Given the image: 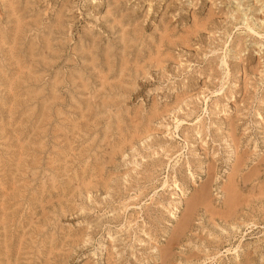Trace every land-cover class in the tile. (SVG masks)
<instances>
[{"label": "rangeland", "instance_id": "obj_1", "mask_svg": "<svg viewBox=\"0 0 264 264\" xmlns=\"http://www.w3.org/2000/svg\"><path fill=\"white\" fill-rule=\"evenodd\" d=\"M0 1L2 2V3L0 2V5H1L0 13L3 15V16H0L1 18L0 24L2 25V26L0 25L2 27V28L0 27V29L1 30L4 29L2 31H5L10 26V24L8 23V21H6V16L4 13L3 4L5 3V0L4 1L0 0ZM12 1H13V4L17 6L15 8L16 10L20 11V14L23 11H25L24 13L26 14L22 13L21 15L23 18L25 17L26 22L29 21L28 23H30V21H35V23H30L29 25H27V27L24 28V30L27 31V35L25 31L23 30L24 33L22 32V36L20 37V40L18 41L19 45L17 43L15 49H13L15 55L19 51L18 52L19 54L17 53L15 58L9 59V56L8 57L6 56V54L8 55V48H6L7 46H5V48L3 49L6 54L4 53L3 50L2 51L0 50L1 51L0 52V60H1L0 65L2 64L4 65V67L3 65L0 67V70L2 71L4 69L2 71V74H5L8 71L6 73L8 77L6 76V74L3 76L0 74V79H1L0 81V110H1L0 125L2 124V126L0 127V132H1L0 134V151H1L0 152L1 154L0 155V175L1 176L0 177H2L0 178V194H1L0 195V231H2L0 232V236H1L0 237V248L2 247L1 248L2 250L0 249V253L3 254V255L0 254V264L1 262L2 264L4 263L5 264H18V263L19 264H33V263L34 264H51L50 262L52 261H50V259L51 260L55 259V261L59 260L58 263L56 261L57 264H63V263L64 264H264V104H263L264 102V79H263L264 78V36L258 37L257 35H254L251 32H249V30H247V27H246L247 25H249V27L251 26V28L254 31L259 32V34L264 32V27H259V26H264V20H263L264 19V1L263 0H244V1L243 0H214V1L213 0H178V1L173 0L174 1L173 2L172 0H170L171 2H169V0H161V1L153 0L154 1L153 2L152 0H146V1L139 0V2H137V0H134V1L133 0H123V1L119 0V2L117 3L118 6H116V3L114 0H112L113 2L110 0H108L109 2H107V0H90V1L89 0H73V2L71 0H34V1L33 0H16L18 1V3H15L16 1L14 2V0ZM28 1L29 2L32 1V2L29 3ZM20 2L22 3V5L20 4ZM33 2L34 3L36 2V3L34 4ZM123 2H125V4ZM261 2L263 4H261ZM129 3H131L132 5H130ZM65 4H67V6ZM119 4L121 5V7ZM251 4L252 5L255 4V5L252 6ZM122 5H124L125 8L122 7ZM167 5H168V8H166ZM72 6L74 7L72 8ZM254 6L258 7V8L255 7L258 11L254 9ZM46 7L48 9L45 10L44 8ZM127 7H129L130 9ZM237 7L238 8L240 7V9H238ZM33 8L34 10H32ZM119 8L121 9L122 12L119 11L120 10ZM108 9H110V11ZM163 9L167 11H164ZM150 10L151 11L153 10V13L150 12ZM163 11L165 15L164 13L162 14ZM55 12L57 13L54 14ZM129 13H131V16L129 15ZM148 14L150 16H148ZM161 14L163 16H161ZM176 14L178 15V17ZM58 15L62 17H65L66 15L67 16L65 18H60V16ZM127 15H129L130 18H128ZM39 17H40V21L38 19ZM197 17H199L198 20L196 19ZM213 17H215L216 19ZM259 17L260 18L262 17L263 19L262 18L260 19ZM233 18L236 20H234ZM256 18H259L258 21ZM63 19H65V21L66 20L68 21L65 22ZM123 19H126V20H123ZM140 19L142 23L138 21ZM145 20H146V23H145ZM223 20L224 22L222 23ZM57 21H60L61 26H62L60 31L59 29L52 30L53 28L52 25H55ZM42 22H43V25H42ZM102 22L103 24L105 23L104 24L106 25L105 27L102 24ZM4 23L6 24L3 25ZM45 23L47 24L50 23L49 26L50 25L51 26L49 27L47 24L45 25ZM155 23H158V25ZM137 24L140 26L137 27ZM187 26H189L190 28ZM90 28L92 31H90ZM125 28L127 32L124 31ZM166 28L167 29L169 28L168 30L171 32L169 33L167 31L169 36L164 38V43L160 46V40L163 37V34L166 31ZM261 28H262V31H261ZM111 29L113 30L111 31ZM197 29H198L197 33H194V31ZM40 30L41 32H38ZM50 30L52 31V33L54 32L53 34H56V35L52 34L53 36L49 35V37L52 40L51 41L52 49H54L53 52L56 51L55 52L56 55L54 56H53V52L49 53L50 56L52 57H50L49 54L47 53V51L49 52V50L42 47L43 43H41L42 42L41 40L42 32L48 33L50 32ZM63 30H65L63 34L62 35L59 34ZM200 30H201V33H200ZM139 31L141 33V36H140V33H138ZM208 31H210L211 33ZM56 32L57 33L59 32L58 33L59 35ZM96 32L100 34L99 36L101 38L98 36ZM115 32H116V35H115ZM133 32L134 34L132 35L131 33ZM84 33H86L85 34L86 38L85 36H83ZM126 33L127 35H125ZM44 34L45 33H43V35ZM143 34H145L144 35L145 37L150 36V38L149 37L142 38ZM211 34H215V35H211ZM89 35L91 37H89ZM103 35H104V38H103ZM64 36L66 38H64ZM108 36L110 38H108ZM115 36H119V39L118 37H115ZM135 36H136V39H135ZM214 36H215V39H213ZM26 37L28 40H25ZM38 37L39 38L41 37V38L38 39ZM96 37H98L99 39H97ZM36 38L38 40H36ZM126 38H128L129 40ZM70 40L71 42H69ZM118 40L120 42H118ZM126 40L127 42H125ZM142 41L146 42L147 44L145 45V43ZM188 41L189 42L191 41V42L189 43ZM86 42L88 43V47H87ZM116 42L120 44L118 45ZM253 42L256 44H253ZM31 43L33 45L34 53L32 50V54L30 55L26 47H28V45ZM103 43H104V46L102 45ZM127 43H129V45L132 43L133 44L129 46L127 45ZM179 43H181V45ZM20 44H24V45H20ZM41 44L42 46H40ZM176 44L177 46H175ZM112 45H113V48H112ZM141 45L145 47L144 49H146V51L142 49L143 47ZM101 46L103 48H101ZM126 46H129L130 48L131 47L132 48L130 49L129 47L127 48ZM18 47H20L22 50H19L20 48L18 49ZM36 47L39 49L37 50ZM108 47H110V50L112 51L108 50ZM162 47L164 49H162ZM184 47L186 48L184 49ZM71 48H73L76 52ZM151 48H154V49H151ZM56 49L59 52H57ZM70 49L72 51H70ZM91 50H92V53H91L92 56L90 55ZM99 50L103 52H101L100 54ZM163 50L165 51L163 52ZM108 51H110V53H107ZM140 51L142 53H140ZM39 52L42 54H40ZM79 52L81 53L79 54ZM85 52L86 54L84 55ZM153 52L154 54H152ZM93 55H95V57ZM128 55L130 57H128ZM117 56H120V57H117ZM79 57L81 60L79 59ZM53 58H55V60ZM64 58L65 60H63ZM68 58L70 59L68 60ZM24 59H25V62H24ZM35 59H38V60H35ZM97 59L100 61H98ZM62 60L64 62H62ZM72 60H74L73 61L74 63H72ZM34 61L36 63H34ZM93 61H95L96 64ZM107 61L110 64L109 67L111 66V68L109 69L110 70L112 69L111 71H114V72H111L107 69ZM113 61H115L114 64H113ZM26 62L27 64L25 65ZM79 62L82 63L81 64L82 66L79 64ZM227 63L229 64L228 66H227ZM257 63H258V66H256ZM261 63L263 64L261 65ZM43 64L44 65L46 64V65L44 66ZM148 64H149V67H148ZM41 66L42 67L49 66V67L48 68L43 67L44 69H42ZM89 66L92 69H90ZM121 66L122 67L126 66L125 67L126 69L124 68V71H123L124 72L123 76L122 74H120ZM152 66H154L155 68ZM35 67L37 70L35 69ZM69 67H71L72 69ZM73 67L75 68L73 69ZM118 67H119V70H117ZM12 68L15 70H13ZM132 68H133V71H132ZM242 69H246V70H242ZM53 70L54 72L52 74V72L50 71H53ZM57 71L59 73H57ZM136 71L141 76H139L138 73H136ZM145 72L147 73V75ZM55 73L60 74L61 76ZM105 73H108L107 74L108 81L110 82V84L113 83L112 86H114V88L112 87L113 88L112 91L106 92V95L108 94L107 96L103 95L101 97H96L94 100L98 102V104H100L99 102H101L102 99L105 97H106L105 99H111L112 100L111 106H110L111 109H109L110 107L109 108L102 107L100 110L103 112H101L97 110L96 107H94L96 108L97 117H100L101 123H99L100 126L99 125L97 126L98 129L96 128L95 130L96 132L94 133L92 132L91 135H88L89 140L90 138H92V136H96L97 138L95 140L96 142L94 144V148L91 151L86 152L87 157L84 159H86L85 161H87L86 164L91 163L90 165H92L93 163V164H98L99 166L103 167V170L101 171V175H102L101 177L105 175L103 177L104 179L107 177H109V179L112 178L111 179L112 182L108 180L109 188L106 189L104 186L100 184L101 181H98L99 183L96 184L97 186L95 188H93L94 190L91 189L90 193L86 195L85 186L81 184L79 180H77L78 177L72 175L75 170L79 171L82 168L83 163H81V165L79 163L82 157L80 156L81 158H78L79 156L77 157L76 155L74 159L71 161L72 163L71 162L68 163V165L72 169V170L70 169L68 172H65V170H61L58 167V163H60L62 168H64V159L61 161L55 160V162L53 163H51L50 159H52V157L55 156L53 155V153L55 154V151H57V147L59 146L57 144L58 139L56 140V137L54 135L57 134L55 131L61 125V119H62L61 117H63L64 114H67L71 111L72 109L71 104L75 102L74 100H77L79 98L89 99L90 94H91V99L93 100V97H94L93 90L97 88L100 89V85H99L100 75L105 74ZM68 74H71V75H68ZM133 74L137 75L138 78H136L137 76H134ZM259 74L263 76H260ZM20 75L26 81L25 83H24V80L21 79ZM81 75H84L82 76L84 80H85V77L89 78L90 80V81L88 80L89 82L87 81V79L85 80L89 84V89L92 87L90 84H93V87H92L93 89L92 88L90 89V91L92 90L90 93L84 92L83 95H80L79 92L72 90L74 88L71 85L72 83L71 76L78 77ZM127 75H129L130 77L128 78ZM38 77H41L43 79L41 78L39 79ZM122 77H124L125 80ZM55 79L59 80L55 86L57 88V90L55 91V94L58 97L56 100H54L52 109L49 110L48 112L47 109L46 110L43 109V104L45 102L48 104L49 102V101H46L49 99V98L48 99L46 98L47 97L46 94H49L50 85L51 83L54 82ZM69 79L71 80V82ZM261 79L263 80L260 81ZM28 80L30 83L28 82ZM43 80L45 83L43 82ZM92 80H94L96 84ZM127 80H129V82ZM131 80L132 82H130ZM125 81L127 84L125 83ZM133 81L135 82V84H133L134 83ZM47 82L48 83L50 82L49 83L50 85L48 84V86H46ZM26 83H28V85ZM131 83L133 84V86ZM18 84H19V87L21 88L20 90L21 92L19 91L20 88L18 87ZM30 84H32V86ZM4 85H7V86H4ZM23 85H27L28 87L23 86ZM33 85L36 86L35 89L33 88ZM37 85H39L40 87L38 88ZM28 88L31 89L30 92L29 90L26 91ZM116 90L119 93L116 92ZM122 90H123L124 95L121 93ZM25 91L26 93L24 94ZM73 91L76 93H74ZM126 91H127V95L125 94ZM57 92H59L60 94ZM121 94L123 97L120 96ZM27 95L28 96L31 95L34 99H32V97H28ZM42 96L44 99L42 98ZM37 97L39 98V101ZM4 98L5 99L7 98L6 101ZM179 100L181 102H179ZM30 102H31V105H29ZM21 103L23 104L20 105ZM67 103L70 104V107L69 105L67 106ZM155 103L158 105V107L156 106ZM54 104H55V107H54ZM115 104H117L118 106ZM176 104L178 107H176ZM38 105H40L41 107L39 108ZM22 106L23 108H21ZM61 106H62L63 111L60 108ZM63 106L65 107L63 108ZM7 108H9L10 110ZM58 109L62 113L59 112L58 114ZM15 111H17L18 113ZM33 111H35V113L36 112L38 113L37 115L38 120L36 123L37 129H36V135H35V138L38 144L36 145L37 147L36 149L38 151L36 154L37 162L34 166L31 165V159L33 156L32 148L34 146L32 147V143L30 139L32 137L31 128H32V122H33L30 119H32ZM66 111L67 113H63ZM113 111H116L117 113L115 112L116 114H114ZM119 111H121L122 113ZM159 114L161 115V117ZM116 115H119V116L117 117ZM137 115L140 117H137ZM150 115H154L155 117L153 116L152 118H150L151 119L150 120L148 118ZM257 115H260V116H257ZM44 117H45V120L42 121V118ZM21 118H23L24 120H22ZM105 118H108V119H106L105 121ZM52 119L55 120V124H53L54 121ZM143 120L145 121V123H143L144 122ZM114 121L115 123H113ZM51 122L52 124H49ZM109 122H111L112 124ZM126 122L128 124H125ZM46 123L49 125V129ZM122 123H124L125 125H123ZM25 124L27 125V127H25L26 126ZM117 124L119 125L118 126L119 129L117 128ZM138 124L139 125L141 124L140 127L138 126ZM16 126L18 128L17 130H16ZM111 126L112 128H115V129L109 128ZM102 127H103V130H102ZM138 127L140 128V131H138L139 129ZM27 128L30 129V131ZM141 129L144 130V132H142ZM4 130L5 132L3 133ZM46 130H48V133H50L49 135ZM108 130L110 131L108 132ZM131 130L132 132H130ZM24 131H27V132H24ZM125 132L126 133L130 132V133L125 134ZM113 133H116V134H113ZM11 134L13 137L11 136ZM7 135H8L9 140L7 139ZM51 136H54V137H51ZM105 136H107L106 139H105ZM111 138L115 140H112ZM120 140L123 141V144L120 143ZM107 141H109L110 143ZM44 142L48 144L42 147L43 146L42 143ZM130 143H132V145ZM97 144H100L101 146ZM110 144L111 145L113 144V146L115 145L114 150H116L117 153L116 152L113 153L114 151L110 152L111 150L109 148ZM47 145L49 146V148ZM73 145L75 146L76 149L80 148V145L76 146V143ZM127 147L130 149H128ZM121 148L123 150H120ZM23 150L25 151L22 152ZM77 151L78 150H75V152ZM106 152L109 153L108 156L106 155L107 154ZM15 153L16 155H14ZM22 153L23 154L25 153L26 156L23 155ZM114 154L116 156H114ZM60 155L63 158V155L62 154ZM120 155L121 157H119ZM43 157H45L44 160H43ZM13 158H15V161ZM113 158H114V161H113ZM22 159L23 161H21ZM19 161L21 163H19ZM40 162H42L43 165ZM45 169L50 170V171H47ZM109 169L113 173L109 172ZM234 169H236V172ZM38 170L40 172H38ZM230 174H232V177H230ZM69 175L71 178V183L69 184V187H68V185L64 184L63 181L66 180V178ZM8 176L10 177V179ZM72 177L75 180L72 179ZM34 178L37 179V181H35ZM3 179L5 180L7 179V180L5 181ZM61 180L62 182H60ZM166 180L167 182L165 184ZM4 184L6 186H4ZM32 184H35V185L33 186ZM110 184L111 186H109ZM8 186L10 188L7 189L6 187ZM14 186L15 187L18 186V188L15 189ZM30 186H32L33 188L35 187V188L33 189ZM58 187L60 188V190ZM70 187L72 188L70 189ZM67 188H69L68 193L67 191H65V193L61 192V190L67 189ZM81 189L84 191V194H82L83 191H81ZM229 189H232L231 190L232 196L230 197L229 195H227L230 193ZM236 190L237 192H235ZM11 192L13 195L11 194ZM11 195H12V198H11ZM53 195H56V196H53ZM78 195L81 197L78 198ZM34 197L37 200L34 199ZM37 197H39V199ZM40 197H42L41 200H40ZM203 197L205 199H201ZM231 198L232 200L231 201L229 200L230 201L229 203L227 199H231ZM72 200L74 202H72ZM226 200L228 203H226ZM4 201L7 204H5ZM74 203H77V205L75 204L74 206ZM25 204L26 205L29 204V206H25ZM53 204L55 205V207ZM7 205L10 209H8ZM46 206L48 207L46 208ZM64 207L67 209L66 211H64L65 209ZM20 208H22V210ZM175 208H176V211L174 212L173 209ZM58 210L60 212H58ZM33 211H34V214L32 213ZM12 212H15V213L13 214ZM7 214L11 216L9 217ZM58 214H60L59 215L60 217H58L59 219L56 217V215L58 216ZM27 217H28V220H27ZM8 218L10 219L9 221H8ZM50 218H52L53 220ZM3 219H6V220L4 221ZM43 219L45 220L44 223H43ZM55 220L57 223L56 228L53 225V223L56 224ZM14 221H15V224H14ZM21 221L23 223H21ZM40 222L41 224H38ZM50 223H52L51 224L52 226L50 225ZM43 224L45 225L43 226ZM184 224L185 226H183ZM4 225L5 226L7 225V226L5 227ZM17 225L18 227L19 226L20 227L18 228ZM33 227H34V230H33ZM44 229H46V231ZM59 233L60 234L62 233V234L60 235ZM21 234H24V236L25 235L26 236L21 237ZM47 234L49 236L46 237ZM41 235L43 237H41ZM84 235L86 236L84 237ZM14 236L16 240L18 239L17 241H14L15 239ZM55 237H57V239ZM47 238H49L48 242L46 240ZM84 239L86 241H84ZM27 241L28 243H26ZM13 242L14 244H12ZM67 242L69 243L67 244ZM45 243L46 244L48 243L47 244L48 247ZM50 243L52 244L53 248L51 247ZM56 243H58V245ZM20 245H23L24 247ZM54 245L55 247L56 246L57 247L55 248ZM44 246H46V248H44ZM3 247L4 248L6 247V248L3 249ZM32 247L34 248L32 249ZM38 247L42 251L39 250ZM154 247H156V249H153ZM18 248L19 249L22 248V250H24L25 252L22 250L19 251ZM7 249H9V251H6ZM34 249H36L35 251L37 253L36 252L34 253L33 251ZM52 251L55 253H53ZM19 252L22 254L19 255ZM26 252H29V253L26 255ZM31 252H33V254ZM38 252H40V254ZM58 252H60V254H58ZM35 254H36V257L33 256ZM23 255H24V258H23ZM59 255H61L62 257ZM37 256H38V259L36 260ZM18 257L20 260L17 259ZM28 257H32V258H28ZM48 257L50 258L48 259ZM61 258L64 260V262L62 261ZM1 259H3V261ZM7 259L8 260L10 259L11 261L9 262ZM32 259L33 261H30ZM55 261L52 262V264L53 263L56 264Z\"/></svg>", "mask_w": 264, "mask_h": 264}, {"label": "bare ground", "instance_id": "obj_2", "mask_svg": "<svg viewBox=\"0 0 264 264\" xmlns=\"http://www.w3.org/2000/svg\"><path fill=\"white\" fill-rule=\"evenodd\" d=\"M4 1V0H3ZM7 1L8 0H5V3L3 4V8H4V13H5V16H6V21H8V23L10 24V26L5 30V31H2V30H4V29H0V50L2 51L4 48H5V46H7L6 48H8V55L5 53V51H4V53L6 54V56L8 57L9 56V59H11V58H15L16 57V55H17V53L19 52H17L16 53V55L14 54V50L13 49H15V47H16V45H17V43H18V41L20 40V37L22 36V32L24 33V28L25 27H27V25H29L30 23H35V21H30V23H28V22H26L25 21V17L23 18L22 17V13L23 14H26V13H24L25 11H23L21 14H20V11H18V10H16V8L15 7H17V6H15L14 4H13V1L12 0H9L8 1V3H7ZM16 0H14V2H15ZM34 1V0H33ZM72 2H73V0H71ZM90 1V0H89ZM110 1H112V0H110ZM115 1V3H116V6H118L117 5V3L119 2V0H114ZM123 1V0H122ZM134 1V0H133ZM146 1V0H145ZM153 1V0H152ZM151 1V2H152ZM161 1V0H160ZM173 1V0H172ZM178 1V0H177ZM214 1V0H213ZM244 1V0H243ZM264 1V0H263ZM1 2V1H0ZM29 2V1H28ZM30 2H32V1H30ZM29 2V3H30ZM67 2H69V1H67ZM107 2H109L108 0H107ZM113 2V1H112ZM137 2H139V0H137ZM150 2V3H151ZM154 2V1H153ZM169 2H171L170 0H169ZM174 2V1H173ZM216 2V1H215ZM221 2V1H220ZM248 2V1H247ZM258 2V1H257ZM2 3V2H1ZM15 3H18V1H16ZM34 3V2H33ZM36 3V2H35ZM34 3V4H35ZM48 3H49V1H48ZM76 3V2H75ZM106 3V2H105ZM124 4H125V2H123ZM128 3V2H127ZM126 3V4H127ZM166 3V2H165ZM213 3V2H212ZM250 3H252V2H250ZM7 4V5H6ZM20 4L22 5V3L20 2ZM41 4V3H40ZM67 4H69V3H67ZM67 4H65L66 6H67ZM73 4V3H72ZM91 4V3H90ZM130 5H132L131 3H129ZM135 4V3H134ZM137 4H139V3H137ZM153 4V3H152ZM175 4V3H174ZM173 4V5H174ZM210 4H211V2H210ZM261 4H263L262 2H261ZM18 5V4H17ZM26 5V4H25ZM39 5V4H38ZM47 5V4H46ZM94 5H95V3H94ZM101 5V4H100ZM106 5V4H105ZM104 5V6H105ZM113 5V4H112ZM111 5V6H112ZM120 5V4H119ZM146 5V4H145ZM169 5V4H168ZM168 5H167V7L166 8H168ZM214 5V4H213ZM250 5V4H249ZM252 5V4H251ZM253 5H255V4H253ZM252 5V6H253ZM1 6V5H0ZM36 6V5H35ZM114 6V5H113ZM135 6V5H134ZM210 6H212V5H210ZM209 6V7H210ZM20 7V6H19ZM27 7H29V6H27ZM41 7V6H40ZM45 7V6H44ZM49 7V6H48ZM69 7V6H68ZM74 6H72V8H73ZM120 7H121V5H120ZM122 7H124V5H122ZM137 7V6H136ZM172 7V6H171ZM174 7V6H173ZM251 7V6H250ZM256 6H254V9L255 10H257L256 8H258V7H256ZM35 8V7H34ZM34 8L32 9V10H34ZM58 8V7H57ZM56 8V9H57ZM94 8H95V6H94ZM100 8V7H99ZM116 8V7H115ZM125 8V7H124ZM127 8H129V7H127ZM215 8V7H214ZM218 8V7H217ZM224 8V7H223ZM238 8V7H237ZM253 8V7H252ZM30 9V8H29ZM28 9V10H29ZM36 9H38V8H36ZM45 10L46 9H48L47 7L46 8H44ZM64 9H65V7H64ZM117 9V8H116ZM120 9V8H119ZM130 9V8H129ZM149 9V8H148ZM152 9V8H151ZM228 9V8H227ZM238 9H240V7L238 8ZM260 9V8H259ZM19 10H20V8H19ZM22 10V9H21ZM43 10V9H42ZM41 10V11H42ZM63 10V9H62ZM67 10V9H66ZM109 11H110V9H108ZM114 10V9H113ZM113 10H112V12H113ZM118 10V9H117ZM164 10V9H163ZM173 10V9H172ZM217 10V9H216ZM223 10V9H222ZM225 10V9H224ZM36 11V10H35ZM50 11V10H49ZM56 11V10H55ZM65 11V10H64ZM63 11V12H64ZM69 11V10H68ZM119 11H121V9L119 10ZM137 11V10H136ZM164 11H167V10H164ZM164 11L162 12V14L164 13ZM171 11V10H170ZM169 11V12H170ZM249 11V10H248ZM254 11V10H253ZM258 11V10H257ZM256 11V12H257ZM1 12H3V11H1ZM28 12V11H27ZM38 12V11H37ZM44 12V11H43ZM42 12V13H43ZM46 12V11H45ZM58 12V11H57ZM57 12H55L54 14H56ZM122 12V11H121ZM140 12V11H139ZM150 12H152L153 13V10L151 11L150 10ZM149 12V13H150ZM168 12V13H169ZM212 12H213V10H212ZM227 12H228V10H227ZM250 12V11H249ZM249 12H248V14H249ZM252 12V11H251ZM263 12V11H262ZM3 13V14H4ZM34 13V12H33ZM60 13H62V12H60ZM65 13H67V12H65ZM118 13V12H117ZM145 13V12H144ZM143 13V14H144ZM167 13V12H166ZM173 13V12H172ZM171 13V14H172ZM231 13V12H230ZM246 13V12H245ZM64 14V13H63ZM103 14V13H102ZM111 14V13H110ZM123 14H125V13H123ZM128 14V13H127ZM136 14V13H135ZM141 14V13H140ZM161 14V16H163ZM170 14V15H171ZM181 14V13H180ZM192 14V13H191ZM31 15V14H30ZM72 15V14H71ZM104 15V14H103ZM106 15V14H105ZM114 15V14H113ZM118 15V14H117ZM122 15V14H121ZM129 15L131 16V13H129ZM129 15H127L128 16V18H130L129 17ZM133 15V14H132ZM164 15H165V13H164ZM167 15V14H166ZM177 15V14H176ZM193 15H195V14H193ZM233 15V14H232ZM239 15V14H238ZM245 15V14H244ZM247 15V14H246ZM251 15V14H250ZM0 16H3L1 13H0ZM26 16V15H25ZM28 16V15H27ZM34 16V15H33ZM58 16H60V15H58ZM65 16V15H64ZM67 16V15H66ZM65 16V17H66ZM73 16V15H72ZM97 16V15H96ZM116 16V15H115ZM141 16V15H140ZM148 16H150L149 14H148ZM47 17V16H46ZM52 17H53V15H52ZM65 17H62V16H60V18H65ZM69 17V16H68ZM74 17V16H73ZM72 17V18H73ZM76 17V16H75ZM99 17H100V15H99ZM102 17V16H101ZM107 17V16H106ZM121 17V16H120ZM123 17V16H122ZM133 17V16H132ZM137 17V16H136ZM177 17H178V15H177ZM180 17H181V15H180ZM179 17V18H180ZM237 17V16H236ZM240 17V16H239ZM238 17V18H239ZM256 17H258V16H256ZM49 18V17H48ZM55 18V17H54ZM53 18V19H54ZM98 18V17H97ZM108 18H109V16H108ZM111 18V17H110ZM115 18V17H114ZM124 18V17H123ZM144 18V17H143ZM162 18V17H161ZM213 18H215V17H213ZM218 18V17H217ZM228 18V17H227ZM247 18H248V16H247ZM255 18V17H254ZM260 18V17H259ZM259 18H256L257 19V21H258V19ZM262 18V17H261ZM260 18V19H261ZM1 19V18H0ZM39 19V21H40V17L38 18ZM104 19V18H103ZM102 19V20H103ZM112 19V18H111ZM110 19V20H111ZM137 19V18H136ZM135 19V20H136ZM139 19V18H138ZM167 19V18H166ZM170 19V18H169ZM197 20L199 19V17H197L196 18ZM216 19V18H215ZM220 19V18H219ZM234 19V18H233ZM263 19V18H262ZM44 20V19H43ZM55 20V19H54ZM61 20V19H60ZM64 21H65V19H63ZM76 20V19H75ZM109 20V19H108ZM123 20H126V19H123ZM129 20V19H128ZM133 20V19H132ZM165 20V19H164ZM175 20H176V18H175ZM179 20V19H178ZM222 20V19H221ZM220 20V21H221ZM234 20H236V19H234ZM245 20H247V19H245ZM264 20V19H263ZM1 21V20H0ZM66 21H68V20H66ZM65 21V22H66ZM122 21V20H121ZM134 21V20H133ZM139 22H141V19L140 20H138ZM143 21V20H142ZM148 21V20H147ZM218 21V20H217ZM216 21V22H217ZM261 21V20H260ZM101 22V21H100ZM111 22V21H110ZM137 22V21H136ZM192 22V21H191ZM208 22H209V20H208ZM207 22V23H208ZM219 22V21H218ZM224 22V20L222 21V23ZM237 22V21H236ZM239 22V21H238ZM248 22V21H247ZM253 22V21H252ZM262 22V21H261ZM7 23V22H6ZM6 23H4L3 25H5ZM52 23V22H51ZM54 23V22H53ZM121 23V22H120ZM127 23V22H126ZM142 23V22H141ZM144 23V22H143ZM145 23H146V20H145ZM165 23V22H164ZM163 23V24H164ZM175 23H177V22H175ZM193 23V22H192ZM211 23H212V21H211ZM221 23V22H220ZM254 23V22H253ZM40 24V23H39ZM47 23H45V25H46ZM50 24V23H49ZM49 24H47L48 26H49ZM64 24V23H63ZM89 24V23H88ZM102 24H103V22H102ZM105 24V23H104ZM103 24V25H104ZM107 24V23H106ZM122 24V23H121ZM155 24H157L158 25V23H155ZM210 24V23H209ZM214 24V23H213ZM219 24V23H218ZM235 24V23H234ZM233 24V25H234ZM237 24V23H236ZM249 24V23H248ZM252 24V23H251ZM261 24V23H260ZM1 25V24H0ZM37 25H38V23H37ZM42 25H43V22H42ZM65 25V24H64ZM109 25V24H108ZM115 25V24H114ZM114 25H112V26H114ZM134 25V24H133ZM170 25H172V24H170ZM169 25V26H170ZM211 25V24H210ZM217 25V24H216ZM257 25V24H256ZM262 25V24H261ZM2 26V25H1ZM0 26V27H1ZM40 26V25H39ZM51 26V25H50ZM49 26V27H50ZM66 26V25H65ZM72 26V25H71ZM106 25H104V27H105ZM129 26V25H128ZM138 26H140V25H138L137 24V27ZM147 26V25H146ZM145 26V27H146ZM156 26V25H155ZM161 26V25H160ZM174 26V25H173ZM192 26V25H191ZM206 26V25H205ZM219 26V25H218ZM4 27H6V26H4ZM29 27V26H28ZM42 27V26H41ZM52 30H54V29H59V31H60V29L62 28V26H61V23H60V21H57L56 22V24L55 25H52ZM116 27H118V26H116ZM131 27V26H130ZM143 27H144V25H143ZM168 27V26H167ZM187 27H189V26H187ZM215 27V26H214ZM247 27V30H249V32H251L252 34H254V35H257L258 37L259 36H264V32H262L261 34H259V32H257V31H254L252 28H251V26L249 27V25H247L246 26ZM245 27V28H246ZM259 27H264V26H259ZM2 28V27H1ZM33 28V27H32ZM31 28V29H32ZM40 28V27H39ZM48 28V27H47ZM85 28V27H84ZM92 28V27H91ZM91 28H90V31H92L91 30ZM111 28V27H110ZM122 28V27H121ZM140 28V27H139ZM160 28H162V27H160ZM190 28V27H189ZM219 28V27H218ZM226 28V27H225ZM29 29V28H28ZM101 29V28H100ZM106 29V28H105ZM118 29V28H117ZM137 29V28H136ZM169 29V28H168ZM167 28H166V31H165V33L163 34V37L161 38V40H160V46L164 43V38L165 37H168L169 35H168V33H167V31L170 33L171 31H169ZM214 29H216V28H214ZM260 29V28H259ZM24 30V31H23ZM27 30V29H26ZM33 30V29H32ZM35 30V29H34ZM84 30V29H83ZM99 30V29H98ZM110 30V29H109ZM108 30V31H109ZM113 29H111V31H112ZM120 30V29H119ZM131 30V29H130ZM139 30V29H138ZM157 30H159V29H157ZM173 30V29H172ZM176 30V29H175ZM206 30V29H205ZM227 30V29H226ZM258 30V29H257ZM37 31V30H36ZM65 30H63L61 33H59V34H63V32H64ZM67 31V30H66ZM72 31V30H71ZM124 31H126L127 32V30H126V28H125V30ZM174 31V30H173ZM197 31H198V29L197 30H195L194 31V33H197ZM261 31H262V28H261ZM28 32H30V31H28ZM35 32V31H34ZM38 32H41V30L40 31H38ZM85 32V31H84ZM104 32V31H103ZM137 32V31H136ZM142 32V31H141ZM177 32V31H176ZM208 32H210V31H208ZM230 32V31H229ZM228 32V33H229ZM247 32V31H246ZM245 32V33H246ZM25 33H26V35H27V31H25ZM43 33H47V32H42V42H41V40H40V42L41 43H43V46H42V44L40 45V46H42V47H44V48H46L47 50H49V52L47 51V53L49 54V53H52L53 52V50L54 49H52V40H51V38L49 37V35H51V36H53V35H56V34H53L52 33V31L50 30V32H48L46 35L44 34L43 35ZM57 33V32H56ZM57 33V34H58ZM83 33V32H82ZM97 33V32H96ZM95 33V34H96ZM100 33V32H99ZM138 33H140V31L138 32ZM154 33V32H153ZM152 33V34H153ZM200 33H201V30H200ZM211 33V32H210ZM209 33V34H210ZM213 33V32H212ZM216 33V32H215ZM33 34V33H32ZM53 34V35H52ZM58 34V35H59ZM72 34V33H71ZM86 33H84L83 34V36H85V38H86V35H85ZM89 34H91V33H89ZM98 34V33H97ZM124 34V33H123ZM129 34V33H128ZM132 35L134 34V32L133 33H131ZM130 34V35H131ZM156 34V33H155ZM224 34H225V32H224ZM252 34H250V35H252ZM25 35V34H24ZM35 35V34H34ZM40 35V36H41ZM64 35H66V34H64ZM100 34H98V36H99ZM109 35H110V33H109ZM113 35V34H112ZM115 35H116V32H115ZM125 35H127V33L125 34ZM138 35V34H137ZM145 34H143L142 35V38L144 37V38H147V37H149L150 38V36H147V37H145L144 36ZM172 35V34H171ZM176 35V34H175ZM174 35V36H175ZM196 35V34H195ZM211 35H215V34H211ZM253 35V36H254ZM28 36H29V34H28ZM36 36V35H35ZM94 36V35H93ZM120 36V35H119ZM119 36H115V37H118V39H119ZM140 36H141V33H140ZM155 36V35H154ZM34 37V36H33ZM63 37V36H62ZM70 37V36H69ZM88 37V36H87ZM89 37H91L90 35H89ZM100 37V36H99ZM107 37V36H106ZM124 37H126V36H124ZM129 37V36H128ZM153 37V36H152ZM173 37V36H172ZM190 37V36H189ZM193 37V36H192ZM256 37V36H255ZM25 38V37H24ZM24 38H22V39H24ZM41 38V37H40ZM39 37H38V39H40ZM60 38H61V36H60ZM59 38V39H60ZM64 38H66L65 36H64ZM63 38V39H64ZM81 38H83V37H81ZM94 38V37H93ZM97 39H99L98 37H96ZM101 38V37H100ZM103 38H104V35H103ZM108 38H110L109 36H108ZM114 38V37H113ZM112 38V39H113ZM138 38V37H137ZM188 38V37H187ZM213 38V37H212ZM211 38V39H212ZM37 38H36V40H38ZM57 39V38H56ZM96 39V40H97ZM117 39V38H116ZM123 39H125V38H123ZM126 39H128V38H126ZM132 39V38H131ZM135 39H136V36H135ZM189 39V38H188ZM195 39V38H194ZM213 39H215V36H214V38ZM241 39V38H240ZM25 40H28L27 39V37H26V39ZM55 40V39H54ZM80 40V39H79ZM86 40V39H85ZM94 40V39H93ZM101 40V39H100ZM103 40V39H102ZM111 40V39H110ZM129 40V39H128ZM133 40V39H132ZM142 40V39H141ZM151 40V39H150ZM22 41V40H21ZM91 41V40H90ZM124 41V40H123ZM134 41V40H133ZM140 41V40H139ZM241 41V40H240ZM30 42V41H29ZM40 42H39V44H40ZM58 42V41H57ZM61 42H62V40H61ZM60 42V43H61ZM69 42H71V40L69 41ZM68 42V43H69ZM99 42V41H98ZM97 42V43H98ZM115 42V41H114ZM118 42H120L119 40H118ZM122 42V41H121ZM125 42H127V40L125 41ZM135 42V41H134ZM137 42H138V40H137ZM142 42H144V41H142ZM150 42V41H149ZM153 42V41H152ZM189 42V41H188ZM191 42V41H190ZM189 42V43H190ZM196 42V41H195ZM22 43V42H21ZM87 43V42H86ZM100 43V42H99ZM109 43V42H108ZM111 43V42H110ZM117 43V42H116ZM140 43V42H139ZM145 43V45L147 44L146 42H144ZM155 43V42H154ZM167 43V42H166ZM173 43V42H172ZM25 44V43H24ZM24 44H20V45H24ZM26 44H27V42H26ZM37 44V43H36ZM55 44V43H54ZM53 44V45H54ZM58 44V43H57ZM56 44V45H57ZM63 44V43H62ZM62 44H60V45H62ZM70 44V43H69ZM84 44V43H83ZM107 44V43H106ZM115 44V43H114ZM118 45L120 44V43H117ZM123 44V43H122ZM133 44V43H132ZM132 44H130V45H132ZM180 45H181V43H179ZM253 44H256V43H254L253 42ZM18 45H19V43H18ZM59 45V46H60ZM68 45V44H67ZM90 45V44H89ZM96 45V44H95ZM103 46H104V43L102 44ZM108 45V44H107ZM106 45V46H107ZM126 45V44H125ZM127 45H129V43H127ZM129 45V46H130ZM143 45V44H142ZM141 45V46H142ZM169 45V44H168ZM173 45V44H172ZM39 46V45H38ZM58 46V45H57ZM72 46V45H71ZM70 46V47H71ZM78 46H79V44H78ZM82 46V45H81ZM129 46H126L127 48L129 47ZM135 46V45H134ZM149 46V45H148ZM152 46V45H151ZM159 46V47H160ZM175 46H177V44L175 45ZM189 46H190V44H189ZM21 47V46H20ZM20 47H18V49L20 48ZM63 47H64V45H63ZM73 47V46H72ZM87 47H88V43H87ZM98 47V46H97ZM117 47V46H116ZM120 47H122V46H120ZM119 47V48H120ZM138 47V46H137ZM143 47V46H142ZM183 47V46H182ZM25 48V47H24ZM27 49H28V51H29V53H30V55L32 54V50H33V45H32V43L31 44H29L28 45V47H26ZM41 48V47H40ZM55 48V47H54ZM61 48V47H60ZM91 48V47H90ZM101 48H103L102 46H101ZM112 48H113V45H112ZM111 48V49H112ZM130 48V47H129ZM132 48V47H131ZM130 48V49H131ZM139 48V47H138ZM145 47H143L142 49L143 50H145L146 51V49H144ZM177 48V47H176ZM186 47H184V49H185ZM238 48H239V46H238ZM242 48V47H241ZM258 48V47H257ZM17 49V50H18ZM36 49L38 50L39 48H37L36 47ZM71 49H73V48H71ZM70 49V51H72ZM76 49V48H75ZM78 49V48H77ZM85 49V48H84ZM121 49V48H120ZM130 49H129V51H130ZM140 49V48H139ZM151 49H154V48H151ZM162 49H164L163 47H162ZM161 49V50H162ZM173 49V48H172ZM256 49V48H255ZM6 50V49H5ZM19 50H22L21 48L19 49ZM57 50V49H56ZM62 50V49H61ZM74 50V49H73ZM94 50V49H93ZM108 50H110V47H108ZM116 50H117V48H116ZM127 50V49H126ZM125 50V51H126ZM137 50V49H136ZM166 50V49H165ZM165 50H163V52L165 51ZM188 50V49H187ZM238 50V49H237ZM239 50H240V48H239ZM253 50V49H252ZM0 51V52H1ZM23 51H25V50H23ZM28 51H26V52H28ZM36 51V50H35ZM43 51V50H42ZM75 51V50H74ZM96 51V50H95ZM100 51V50H99ZM110 51H112V50H110ZM110 51H108L107 53H110ZM119 51V50H118ZM121 51V50H120ZM124 51V52H125ZM139 51V50H138ZM173 51V50H172ZM172 51H170V52H172ZM197 51V50H196ZM21 52V51H20ZM25 52V53H26ZM41 52V51H40ZM39 52V53H40ZM55 52L56 51H54L53 52V56L54 55H56L55 54ZM57 52H59L58 50H57ZM64 52V51H63ZM76 52V51H75ZM97 52V51H96ZM101 52H103V51H100V54H101ZM123 52V51H122ZM137 52V51H136ZM258 52H259V50H258ZM33 53H34V50H33ZM38 53V52H37ZM61 53V52H60ZM66 53V52H65ZM68 53H69V51H68ZM81 52H79V54H80ZM92 50L90 51V55L92 56ZM99 53V52H98ZM128 53H130V52H128ZM139 53V52H138ZM140 53H142L141 51H140ZM2 54V53H1ZM19 54V53H18ZM27 54V53H26ZM40 54H42V53H40ZM77 54V53H76ZM75 54V55H76ZM86 54V52L84 53V55ZM88 54V53H87ZM116 54V53H115ZM120 54V53H119ZM132 54V53H131ZM136 54V53H135ZM152 54H154V52L152 53ZM34 55H36V54H34ZM33 55V56H34ZM52 55V54H51ZM65 55V54H64ZM72 55H73V53H72ZM109 55V54H108ZM122 55V54H121ZM130 55V54H129ZM128 55V57H130ZM133 55V54H132ZM145 55H146V53H145ZM165 55V54H164ZM171 55H173V54H171ZM3 56V55H2ZM23 56V55H22ZM48 56V55H47ZM49 56H50V54H49ZM58 56V55H57ZM63 56V55H62ZM78 56V55H77ZM82 56V55H81ZM88 56V55H87ZM94 57H95V55H93ZM102 56V55H101ZM127 56V55H126ZM140 56V55H139ZM162 56V55H161ZM6 57V58H7ZM46 57V56H45ZM50 57H52V56H50ZM49 57V58H50ZM66 57H68V56H66ZM84 57V56H83ZM86 57V56H85ZM89 57V56H88ZM103 57V56H102ZM101 57V58H102ZM112 57V56H111ZM117 57H120V56H117ZM136 57H137V55H136ZM147 57V56H146ZM174 57V56H173ZM172 57V58H173ZM241 57V56H240ZM263 57V56H262ZM5 58V57H4ZM4 58H3V60H4ZM26 58H27V56H26ZM34 58V57H33ZM56 58V57H55ZM55 58H53L54 60H55ZM60 58V57H59ZM77 58V57H76ZM110 58V57H109ZM123 58V57H122ZM2 59V58H1ZM20 59V58H19ZM47 59V58H46ZM58 59V58H57ZM70 58H68V60H69ZM79 59H80V57H79ZM103 59V58H102ZM111 59V58H110ZM113 59V58H112ZM142 59V58H141ZM166 59V58H165ZM260 59V58H259ZM18 60V59H17ZM27 60V59H26ZM30 60V59H29ZM35 60H38V59H35ZM50 60V59H49ZM53 60V61H54ZM61 60V59H60ZM59 60V61H60ZM63 60H65V58L63 59ZM62 60V62H64ZM77 60V59H76ZM81 60V59H80ZM98 60V59H97ZM104 60V59H103ZM127 60V59H126ZM161 60V59H160ZM159 60V61H160ZM5 61H7V60H5ZM19 61V60H18ZM28 61V60H27ZM71 61V60H70ZM74 60H72V63H74L73 62ZM86 61V60H85ZM88 61V60H87ZM98 61H100V60H98ZM110 61V60H109ZM134 61V60H133ZM162 61V60H161ZM0 62H1V60H0ZM3 62V61H2ZM24 62H25V59H24ZM23 62V63H24ZM56 62V61H55ZM68 62V61H67ZM66 62V63H67ZM94 63H95V61H93ZM114 62L115 61H113V64H114ZM167 62V61H166ZM5 63V62H4ZM11 63V62H10ZM22 63V64H23ZM33 63V62H32ZM34 63H36L35 61H34ZM44 63V62H43ZM46 63V62H45ZM70 63V62H69ZM98 63V62H97ZM102 63H103V61H102ZM112 63V62H111ZM124 63V62H123ZM139 63V62H138ZM150 63V62H149ZM223 63H225V62H223ZM236 63V62H235ZM238 63V62H237ZM258 63H260V62H258ZM258 63H257V65L256 66H258ZM9 64V63H8ZM13 64V63H12ZM27 64V62L25 63V65ZM29 64V63H28ZM40 64H42V63H40ZM53 64H54V62H53ZM79 64L81 65L82 63H80L79 62ZM84 64V63H83ZM96 64V63H95ZM101 64V63H100ZM119 64V63H118ZM146 64V63H145ZM152 64V63H151ZM166 64V63H165ZM263 63H261V65H262ZM3 65V64H2ZM2 65H0V67L2 66ZM14 65V64H13ZM33 65V64H32ZM44 65V64H43ZM46 65V64H45ZM44 65V66H45ZM48 65V64H47ZM60 65H61V63H60ZM65 65V64H64ZM73 65V64H72ZM85 65V64H84ZM104 65V64H103ZM109 62L107 61V69L109 70V71H111L109 68H111V66L109 67ZM112 65V64H111ZM225 65V64H224ZM229 64L227 63V66H228ZM260 65V66H261ZM5 66H6V64H5ZM8 66V65H7ZM23 66V65H22ZM29 66V65H28ZM35 66V65H34ZM43 66V67H44ZM50 66H51V64H50ZM77 66H79V65H77ZM82 66V65H81ZM80 66V67H81ZM86 66V65H85ZM94 66V65H93ZM114 66V65H113ZM118 66V65H117ZM128 66V65H127ZM146 66V65H145ZM162 66V65H161ZM166 66V65H165ZM235 66H236V64H235ZM3 67H4V65H3ZM19 67H20V65H19ZM25 67V66H24ZM32 67V66H31ZM37 67H38V65H37ZM40 67V66H39ZM42 67V66H41ZM42 67V69H44V68H46V67H44L43 68ZM49 67V66H48ZM47 67V68H48ZM126 67V66H125ZM125 67H122L121 66V69H120V74H122V76H123V74H124V68ZM143 67H144V65H143ZM148 67H149V64H148ZM152 67H154V66H152ZM226 67V66H225ZM14 68V67H13ZM12 68V69H13ZM51 68V67H50ZM69 68H71V67H69ZM75 67H73V69H74ZM89 68L90 69H92L90 66H89ZM95 68V67H94ZM113 68V67H112ZM130 68V67H129ZM155 68V67H154ZM164 68V67H163ZM243 68V67H242ZM11 69V68H10ZM32 69H34V68H32ZM35 69H36V67H35ZM64 69V68H63ZM66 69H68V68H66ZM72 69V68H71ZM100 69V68H99ZM114 69V68H113ZM126 69V68H125ZM144 69V68H143ZM147 69V68H146ZM152 69V68H151ZM157 69V68H156ZM231 69V68H230ZM238 69V68H237ZM240 69V68H239ZM4 70V69H3ZM2 70V71H3ZM8 70V69H7ZM7 70H5V71H7ZM13 70H15V69H13ZM31 70V69H30ZM37 70V69H36ZM35 70V71H36ZM82 70H84V69H82ZM103 70V69H102ZM106 70V69H105ZM117 70H119V67L117 68ZM116 70V71H117ZM130 70V69H129ZM158 70H159V68H158ZM161 70V69H160ZM242 70H246V69H242ZM2 71L0 70V74L3 76V75H5V74H2ZM34 71V72H35ZM44 71V70H43ZM59 71V70H58ZM57 71V73H59ZM72 71V70H71ZM71 71H70V73H71ZM80 71V70H79ZM78 71V72H79ZM86 71V70H85ZM91 71V70H90ZM128 71V70H127ZM132 71H133V68H132ZM138 71V70H137ZM136 71V73H138ZM148 71V70H147ZM235 71V70H234ZM233 71V72H234ZM257 71H259V70H257ZM261 71V70H260ZM37 72V71H36ZM48 72V71H47ZM46 72V73H47ZM50 72H52V74H53V72H54V70L53 71H50ZM55 72H56V70H55ZM66 72V71H65ZM69 72V71H68ZM88 72V71H87ZM100 72V71H99ZM111 72H114V71H111ZM140 72V71H139ZM211 72V71H210ZM226 72H227V70H226ZM252 72V71H251ZM14 73V72H13ZM57 73H55V74H57ZM63 73H64V71H63ZM81 73V72H80ZM84 73V72H83ZM129 73V72H128ZM133 73V72H132ZM146 73V72H145ZM231 73V72H230ZM235 73H237V72H235ZM246 73V72H245ZM261 73V72H260ZM11 74H12V72H11ZM73 74H75V73H73ZM93 74H94V72H93ZM96 74V73H95ZM108 73H105V74H101L100 75V83H99V85H100V89H95V90H93V94H94V97H93V100L91 99V94H90V97H89V99H80L79 97V99H77V100H74L75 102L73 103V104H71V107H72V109H71V111L69 112V113H67V111L66 112H63V113H67V114H64L63 115V117H61L62 119H61V125L56 129V133L57 134H55L54 136L56 137V140L58 139V141H57V144L59 145L58 147H57V151H55V154L53 153V155H55L54 157H52V159H50L51 160V163H53V162H55V160L56 161H61V160H63L64 159V168H62V166H61V164L60 163H58V167H59V169H61V170H65V172H68L71 168H70V166L68 165V163H70L73 159H74V157L77 155V157L78 158H81V161H79V163H80V165H81V163H83V166H82V168L79 170V171H74V173L72 174V175H74V176H76V177H78V179L77 180H79L80 181V183L81 184H83L84 186H85V191H86V195L87 194H89L90 193V190L91 189H93V188H95L97 185L96 184H98L99 182L98 181H101L100 182V184L102 185V186H104L106 189H108L109 187H108V180H110L111 181V179H109V177H107V178H103V177H101L102 175H101V171L103 170V167H101V166H99L98 164H93L92 163V165H90L91 163H89V164H86V162L87 161H85L86 159H84V158H86L87 156H86V152H88V151H91L93 148H94V144H95V140H96V136H92V138H90V140H89V136L88 135H91V133L93 132H96L95 130H96V128H97V126L99 125V123H101V120H100V117H97V112H96V108H97V110H99V111H101L100 109L102 108V107H110L111 106V102H112V100L111 99H105V98H103L102 99V101L101 102H99L100 104H98V102H96L94 99L96 98V97H101V96H103V95H105V96H107L106 95V92L108 91V92H110V91H112V89L114 88V86H112V84H110V82L108 81V75H107ZM111 74V73H110ZM117 74V73H116ZM127 74V73H126ZM227 74V73H226ZM262 74H263V72H262ZM46 75V74H45ZM57 75H60V74H57ZM65 75V74H64ZM68 75H71V74H68ZM88 75H89V73H88ZM97 75V74H96ZM134 75V74H133ZM132 75V76H133ZM138 75H139V73H138ZM146 75H147V73H146ZM149 75V74H148ZM247 75V74H246ZM260 76H263V75H261V74H259ZM6 76H7V74H6ZM21 76V75H20ZM48 76V75H47ZM61 76V75H60ZM76 76V75H75ZM82 76H84V75H81V76H78V77H72L71 76V78H72V83H71V85H72V87L74 88V89H72V90H75L76 92H79L80 93V95H83L84 94V92H91L90 91V89L93 87V84H90L92 87L89 89V84L85 81L86 79H87V81L89 80V78H86L85 77V80L83 79V77ZM113 76V75H112ZM128 76V78L130 77L129 75H127ZM134 76H137V75H134ZM139 76H141V75H139ZM143 76H145V75H143ZM8 77V76H7ZM10 77V76H9ZM18 77V76H17ZM30 77V76H29ZM28 77V78H29ZM42 77V76H41ZM41 77H38L39 79L41 78ZM64 77V76H63ZM66 77V76H65ZM70 77V76H69ZM246 77V76H245ZM259 77V76H258ZM19 78V77H18ZM31 78V77H30ZM45 78H46V76H45ZM67 78V77H66ZM97 78V77H96ZM115 78V77H114ZM123 79H124V77H122ZM133 78H135V77H133ZM136 78H138V76L136 77ZM144 78V77H143ZM21 79H23L22 78V76H21ZM41 79H43V78H41ZM264 79V78H263ZM263 79H261L260 81H262ZM24 80V79H23ZM27 80V79H26ZM36 80H37V78H36ZM64 80H65V78H64ZM66 80H68V79H66ZM70 80V79H69ZM120 80V79H119ZM125 80V79H124ZM130 80V79H129ZM129 80H127L128 82H129ZM137 80V79H136ZM135 80V81H136ZM226 80V79H225ZM248 80V79H247ZM0 81H1V79H0ZM7 81V80H6ZM14 81V80H13ZM16 81V80H15ZM30 81H31V79H30ZM46 81V80H45ZM59 80L58 79H55L54 80V82L53 83H51V85L47 82L46 84V86H48V84L50 85V92H49V94H46L47 95V99L48 100H46V101H49L48 102V104L45 102L44 104H43V109H47L48 110V112H49V110H51L52 109V105H53V102H54V100H56L57 99V97L58 96H56V94H55V91L57 90V88L55 87L56 86V84H57V82H58ZM90 81V80H89ZM88 81V82H89ZM93 82H94V80H92ZM97 81V80H96ZM9 82V81H8ZM21 82V81H20ZM26 81L24 80V83H25ZM28 82H29V80H28ZM42 82V81H41ZM43 82H44V80H43ZM63 82V81H62ZM67 82V81H66ZM70 82H71V80H70ZM123 82V81H122ZM130 82H132V80L130 81ZM134 82V81H133ZM15 83V82H14ZM30 83V82H29ZM32 83V82H31ZM38 83H39V81H38ZM45 83V82H44ZM90 83H92V82H90ZM95 84H96V82H94ZM125 83H126V81H125ZM244 83H246V82H244ZM16 84V83H15ZM14 84V85H15ZM27 85H28V83H26ZM33 84V83H32ZM32 84H30L31 86H32ZM42 84V83H41ZM65 84V83H64ZM116 84V83H115ZM127 84V83H126ZM132 84V83H131ZM133 84H135V82L133 83ZM133 84H132V86H133ZM234 84H236V83H234ZM12 85V84H11ZM21 85V84H20ZM27 85H23V86H27ZM43 85H45V84H43ZM61 85H63V84H61ZM98 85V86H99ZM4 86H7V85H4ZM22 86V87H23ZM38 86V88L40 87L39 85H37ZM46 86H44V87H46ZM68 86V85H67ZM66 86V87H67ZM117 86V85H116ZM130 86V85H129ZM2 87V86H1ZM11 87V86H10ZM12 87H14V86H12ZM15 87H17V86H15ZM18 87H19V84H18ZM28 87V86H27ZM30 87V86H29ZM35 85H33V88L35 89ZM113 87V88H112ZM246 87V86H245ZM244 87V88H245ZM4 88V87H3ZM20 88V87H19ZM25 88V87H24ZM24 88H23V90H24ZM43 88V87H42ZM56 88V89H55ZM108 88V89H107ZM116 88V87H115ZM222 88V87H221ZM5 89V88H4ZM15 89V88H14ZM47 89H48V87H47ZM93 89V88H92ZM117 89V88H116ZM123 89V88H122ZM125 89V88H124ZM238 89H240V88H238ZM242 89V88H241ZM2 90V89H1ZM17 90V89H16ZM21 90V88L19 89V91ZM29 90V92L31 91V89H27L26 91H28ZM65 90H67V89H65ZM71 90V91H72ZM118 90V89H117ZM116 90V92H118ZM126 90V89H125ZM124 90V91H125ZM128 90V89H127ZM3 91V90H2ZM26 91L24 92V94L26 93ZM44 91H46V90H44ZM121 91V90H120ZM131 91V90H130ZM18 92V91H17ZM21 92V91H20ZM74 92V91H73ZM76 92H74V93H76ZM234 92V91H233ZM232 92V93H233ZM46 93H48V92H46ZM57 93H59V92H57ZM69 93V92H68ZM112 93V92H111ZM110 93V94H111ZM119 93V92H118ZM123 95H124V93H123V90H122V92H121ZM130 93V92H129ZM237 93V92H236ZM43 94V93H42ZM60 94V93H59ZM66 94V93H65ZM113 94V93H112ZM122 94L120 95V96H122ZM126 95H127V91H126V93H125ZM20 95V94H19ZM32 95V94H31ZM28 96V97H32V96ZM39 95V94H38ZM44 95V94H43ZM58 95V94H57ZM8 96V95H7ZM45 96V95H44ZM60 96V95H59ZM110 96V95H109ZM113 96V95H112ZM111 96V97H112ZM176 96V95H175ZM182 96V95H181ZM187 96H189V95H187ZM231 96V95H230ZM233 96V95H232ZM6 97V96H5ZM39 97V96H38ZM37 97V98H38ZM63 97V96H62ZM67 97V96H66ZM65 97V98H66ZM73 97V96H72ZM76 97V96H75ZM123 97V96H122ZM2 98V97H1ZM42 98H43V96H42ZM74 98V97H73ZM125 98H126V96H125ZM183 98V97H182ZM3 99V98H2ZM5 99V98H4ZM7 99V98H6ZM6 99H5V101H6ZM32 99H34L33 97H32ZM44 99V98H43ZM42 99V100H43ZM67 99V98H66ZM28 100V99H27ZM70 100V99H69ZM16 101V100H15ZM20 101H21V99H20ZM19 101V102H20ZM25 101V100H24ZM38 101H39V98H38ZM65 101V100H64ZM116 101V100H115ZM120 101V100H119ZM122 101V100H121ZM262 101V100H261ZM9 102V101H8ZM67 102V101H66ZM123 102V101H122ZM179 102H181L180 100H179ZM3 103V102H2ZM13 103V102H12ZM33 103H35V102H33ZM57 103V102H56ZM59 103H61V102H59ZM64 103V102H63ZM182 103H183V101H182ZM262 103V102H261ZM17 104V103H16ZM23 103H21L20 105H22ZM38 104V103H37ZM40 104V103H39ZM125 104V103H124ZM156 104V103H155ZM177 104H179V103H177ZM177 104H176V107H178L177 106ZM263 104H264V102H263ZM12 105V104H11ZM19 105V104H18ZM29 105H31V102H30V104ZM58 105H60V104H58ZM66 105V104H65ZM69 105V107H70V104H68L67 103V106ZM115 105H117V104H115ZM114 105V106H115ZM179 105H181V104H179ZM26 106H27V104H26ZM39 106V108L41 107L40 105H38ZM118 106V105H117ZM119 106H120V104H119ZM156 106L158 107V105L156 104ZM155 106V107H156ZM173 106V105H172ZM2 107H4V106H2ZM7 107V106H6ZM36 107V106H35ZM54 107H55V104H54ZM65 106H63V108H64ZM94 107H96V108H94ZM116 107V106H115ZM122 107V106H121ZM120 107V108H121ZM124 107V106H123ZM18 108V107H17ZM21 108H23V106L21 107ZM26 108V107H25ZM38 108V107H37ZM61 109H62V106L60 107ZM59 108V109H60ZM103 108V109H104ZM119 108V107H118ZM129 108V107H128ZM171 108V107H170ZM7 109H9V108H7ZM16 109V108H15ZM14 109V110H15ZM58 109V114H59V112L60 113H62L60 110ZM109 109H111V107L109 108ZM10 110V109H9ZM26 110V109H25ZM105 110H107V109H105ZM115 110V109H114ZM119 110V109H118ZM8 111V110H7ZM36 111V110H35ZM35 111H33L32 112V119H30V120H32L33 122H32V137L30 138L31 139V143H32V153H33V156H32V159H31V165L32 166H34L35 164H36V162H37V147H36V145H38L37 144V140H36V138H35V135H36V129H37V115H38V113L36 112L35 113ZM37 111H38V109H37ZM62 111H63V109H62ZM117 111V110H116ZM116 111H113V113L114 114H116L117 112ZM142 111V110H141ZM150 111H151V109H150ZM0 112H1V110H0ZM11 112V111H10ZM15 112H17V111H15ZM45 112H47V111H45ZM101 112H103V111H101ZM100 112V113H101ZM105 112V111H104ZM112 112V111H111ZM116 112V113H115ZM119 112H121V111H119ZM129 112V111H128ZM162 112V111H161ZM18 113V112H17ZM20 113V112H19ZM22 113V112H21ZM30 113V112H29ZM52 113V112H51ZM122 113V112H121ZM120 113V114H121ZM138 113V112H137ZM1 114V113H0ZM3 114V113H2ZM103 114V113H102ZM111 114V113H110ZM110 114H108V115H110ZM119 114V115H120ZM163 114V113H162ZM258 114V113H257ZM49 115H50V113H49ZM108 115H106V116H108ZM113 115V114H112ZM119 115H116L117 117L119 116ZM160 115V114H159ZM166 115V114H165ZM53 116V115H52ZM105 116V115H104ZM114 116V115H113ZM154 115H150L148 118L150 119V118H152ZM257 116H260V115H257ZM25 117V116H24ZM111 117V116H110ZM110 117H109V119H110ZM137 117H140V116H138L137 115ZM146 117V116H145ZM155 117V116H154ZM160 117H161V115H160ZM159 117V118H160ZM11 118V117H10ZM31 118V117H30ZM50 118V117H49ZM116 118V117H115ZM261 118V117H260ZM22 120H24L23 118H21ZM59 119H60V117H59ZM106 119H108V118H105V121H106ZM111 119H113V118H111ZM137 119V118H136ZM154 119V118H153ZM158 119V118H157ZM229 119V118H228ZM21 120V121H22ZM29 120V121H30ZM45 120V117L44 118H42V121H44ZM53 120V119H52ZM51 120V121H52ZM57 120V119H56ZM103 120H104V118H103ZM121 120V119H120ZM124 120V119H123ZM122 120V121H123ZM141 120V119H140ZM139 120V121H140ZM146 120V119H145ZM151 120V119H150ZM1 121V120H0ZM54 121V123L53 124H55V120H53ZM118 121H119V119H118ZM133 121V120H132ZM144 121V120H143ZM19 122V121H18ZM57 122V121H56ZM102 122H104V121H102ZM125 122V121H124ZM149 122V121H148ZM150 122H152V121H150ZM21 123H23V122H21ZM29 123H31V122H29ZM58 123V122H57ZM63 123V124H62ZM106 123V122H105ZM109 123H111V122H109ZM108 123V124H109ZM113 123H115V121L113 122ZM132 123V122H131ZM142 123V122H141ZM143 123H145V121L143 122ZM47 124V123H46ZM49 124H52V122L51 123H49ZM112 124V123H111ZM123 125H125V124H128L127 122L124 124V123H122ZM4 125V124H3ZM10 125H11V123H10ZM26 125V124H25ZM40 125V124H39ZM48 125V124H47ZM120 125H121V123H120ZM122 125V126H123ZM141 125V124H140ZM140 125L138 124V126L140 127ZM144 125V124H143ZM2 126V124L0 125V127ZM29 126V125H28ZM51 126V125H50ZM100 126V125H99ZM109 126V125H108ZM108 126H107V128H108ZM113 126V125H112ZM112 126L111 127H109V128H112ZM119 125L117 124V128L119 129V127H118ZM128 126V125H127ZM25 127H27V125L25 126ZM52 127V126H51ZM138 127V128H139ZM24 128V127H23ZM22 128V129H23ZM29 128V127H28ZM27 128V129H28ZM122 128V127H121ZM137 128V129H138ZM142 128V127H141ZM14 129V128H13ZM18 128H17V126H16V130H17ZM21 129V128H20ZM48 129H49V125H48ZM98 129V128H97ZM101 129V128H100ZM112 129H115V128H112ZM123 129H124V127H123ZM123 129H121V130H123ZM128 129H130V128H128ZM132 129V128H131ZM143 129V128H142ZM141 129V130H142ZM6 130V129H5ZM5 130L3 131V133L5 132ZM29 131H30V129H28ZM102 130H103V127H102ZM9 131V130H8ZM7 131V132H8ZM47 131V133H48V130H46ZM110 130H108V132H109ZM112 131V130H111ZM115 131V130H114ZM136 131V130H135ZM138 131H140V128L138 129ZM6 132V133H7ZM18 132V131H17ZM24 132H27V131H24ZM107 132V133H108ZM123 132V131H122ZM130 132H132V130L130 131ZM130 132H128V133H126L125 132V134H129ZM142 132H144V130H142ZM151 132V131H150ZM153 132V131H152ZM2 133V134H3ZM19 133V132H18ZM17 133V134H18ZM46 133V134H47ZM83 133V134H82ZM111 133V132H110ZM124 133V132H123ZM154 133V132H153ZM0 134H1V132H0ZM8 134V133H7ZM10 134V133H9ZM25 134V133H24ZM39 134V133H38ZM50 133H48V135H49ZM98 134V133H97ZM113 134H116V133H113ZM138 134V133H137ZM152 134V133H151ZM26 135V134H25ZM24 135V136H25ZM99 135H101V134H99ZM98 135V136H99ZM147 135H148V133H147ZM147 135H145V136H147ZM3 136V135H2ZM11 136H12V134H11ZM18 136V135H17ZM21 136V135H20ZM43 136V135H42ZM41 136V137H42ZM45 136V135H44ZM47 136V135H46ZM54 136H51V137H54ZM86 136V137H85ZM108 136H109V134H108ZM10 137V136H9ZM13 137V136H12ZM111 137H112V135H111ZM115 137V136H114ZM123 137V136H122ZM137 137V136H136ZM144 137V136H143ZM232 137V136H231ZM22 138V137H21ZM24 138H26V137H24ZM107 138V136H105V139ZM118 138V137H117ZM116 138V139H117ZM125 138H127V137H125ZM134 138V137H133ZM7 139H8V135H7ZM11 139V138H10ZM19 139V138H18ZM39 139V138H38ZM48 139H50V138H48ZM99 139V138H98ZM101 139V138H100ZM104 139V140H105ZM112 140H115V139H113V138H111ZM141 139V138H140ZM231 139V138H230ZM9 140V139H8ZM29 140V139H28ZM136 140H137V138H136ZM135 140V141H136ZM144 140V139H143ZM202 140V139H201ZM46 141H47V139H46ZM99 141V140H98ZM111 141V140H110ZM141 141V140H140ZM51 142V141H50ZM49 142V143H50ZM107 142H109V141H107ZM131 142V141H130ZM133 142V141H132ZM7 143H8V141H7ZM7 143H5V144H7ZM13 143V142H12ZM45 143V142H44ZM42 143L43 144V146L42 147H44V145H46V144H48V143ZM53 143V142H52ZM76 143V146H78V145H80V148H75V146L73 145V144H75ZM110 143V142H109ZM120 143L121 144H123V141L122 140H120ZM138 143V142H137ZM118 144V143H117ZM131 145H132V143H130ZM143 144V143H142ZM10 145V144H9ZM97 145H100V144H97ZM106 145V144H105ZM13 146H14V144H13ZM27 146V145H26ZM26 146H24V147H26ZM48 146V145H47ZM101 146V145H100ZM134 146V145H133ZM30 147V146H29ZM41 147V146H40ZM53 147V146H52ZM102 147H103V145H102ZM108 147V146H107ZM132 147V146H131ZM135 147V146H134ZM17 148V147H16ZM22 148V147H21ZM48 148H49V146H48ZM109 148L112 150H110V152H113V153H115L116 152V150H114V148H115V145L113 146V144L111 145H109ZM128 148V147H127ZM133 148V147H132ZM24 149V148H23ZM31 149V148H30ZM128 149H130V148H128ZM127 149V150H128ZM135 149V148H134ZM133 149V150H134ZM75 150H78L77 152H75ZM102 150V149H101ZM100 150V151H101ZM120 150H123L122 148L120 149ZM6 151V150H5ZM11 151V150H10ZM25 150H23L22 152H24ZM109 151V150H108ZM1 152V151H0ZM13 152V151H12ZM16 152V151H15ZM46 152V151H45ZM47 152H48V150H47ZM51 152V151H50ZM71 152V153H70ZM96 152V151H95ZM103 152V151H102ZM29 153V152H28ZM104 153H105V151H104ZM107 153V152H106ZM117 153V152H116ZM122 153V152H121ZM13 154V153H12ZM23 154V153H22ZM41 154H42V152H41ZM60 154H62L63 155V158L61 157V155ZM108 154L109 153H107L106 155L108 156ZM125 154V153H124ZM1 155V154H0ZM14 155H16V153L14 154ZM23 155H25V153L23 154ZM89 155V154H88ZM99 155V154H98ZM119 155V154H118ZM26 156V155H25ZM81 156V157H80ZM90 156V155H89ZM102 156V155H101ZM100 156V157H101ZM114 156H116L115 154H114ZM123 156H125V155H123ZM5 157V156H4ZM12 157H13V155H12ZM16 157V156H15ZM46 157V156H45ZM45 157H43V160H44V158ZM96 157H97V155H96ZM118 157V156H117ZM119 157H121V155L119 156ZM247 157V156H246ZM42 158V157H41ZM92 158V157H91ZM90 158V159H91ZM238 158V157H237ZM14 159V161H15V158H13ZM23 159H24V157H23ZM23 159L21 160V161H23ZM77 159V158H76ZM121 159V158H120ZM136 159V158H135ZM240 159V158H239ZM80 160V159H79ZM95 160V159H94ZM40 161V160H39ZM78 161V160H77ZM113 161H114V158H113ZM118 161V160H117ZM76 162V161H75ZM92 162V161H91ZM4 163H5V161H4ZM7 163V162H6ZM11 163V162H10ZM19 163H21L20 161H19ZM41 164H42V162H40ZM72 163V162H71ZM77 163V162H76ZM140 163V162H139ZM12 164V163H11ZM86 164V165H85ZM108 164V163H107ZM113 164H114V162H113ZM20 165H22V164H20ZM43 165V164H42ZM41 165V166H42ZM110 165V164H109ZM108 165V166H109ZM236 165V164H235ZM57 166V165H56ZM75 166H77V165H75ZM99 166V167H98ZM242 166V165H241ZM12 167H13V165H12ZM20 167V166H19ZM37 167V166H36ZM35 167V168H36ZM107 167V166H106ZM105 167V168H106ZM133 167V166H132ZM131 167V168H132ZM235 167V166H234ZM254 167V166H253ZM32 168V167H31ZM39 168V167H38ZM76 168V167H75ZM111 168V167H110ZM2 169V168H1ZM47 169H48V167H47ZM47 169H45V170H47ZM56 169V168H55ZM78 169V168H77ZM14 170V169H13ZM53 170V169H52ZM51 170V171H52ZM57 170H58V168H57ZM72 170V169H71ZM129 170V169H128ZM235 170V172H236V169H234ZM251 170V169H250ZM250 170H249V172H250ZM253 170V169H252ZM5 171V170H4ZM7 171H8V169H7ZM31 171V170H30ZM33 171V170H32ZM47 171H50V170H47ZM46 171V172H47ZM105 171V170H104ZM239 171V170H238ZM3 172V171H2ZM1 172V173H2ZM38 172H40L39 170H38ZM54 172V171H53ZM64 172V171H63ZM109 172H112L110 169H109ZM128 172V171H127ZM254 172V171H253ZM10 173H11V171H10ZM37 173V172H36ZM60 173V172H59ZM103 173V172H102ZM113 173V172H112ZM238 173V172H237ZM247 173V172H246ZM38 174V173H37ZM42 174H43V172H42ZM48 174H49V172H48ZM52 174V173H51ZM64 174V173H63ZM70 174V173H69ZM106 174V173H105ZM126 174V173H125ZM248 174H250V173H248ZM10 175V174H9ZM27 175V174H26ZM39 175H40V173H39ZM58 175V174H57ZM57 175H55V176H57ZM1 176V175H0ZM7 176V175H6ZM46 176V175H45ZM54 176V175H53ZM63 176H65V175H63ZM111 176V175H110ZM115 176V175H114ZM127 176V175H126ZM248 176V175H247ZM253 176V175H252ZM9 177V176H8ZM30 177V176H29ZM32 177V176H31ZM101 177V178H100ZM113 177V176H112ZM129 177V176H128ZM230 177H232V174H230ZM229 177V178H230ZM237 177V176H236ZM0 178H2V177H0ZM7 178V177H6ZM16 178V177H15ZM14 178V179H15ZM37 178V177H36ZM56 178V177H55ZM95 178H97V179H95ZM248 178V177H247ZM9 179H10V177H9ZM18 179V178H17ZM35 179V178H34ZM39 179H41V178H39ZM72 179H74L73 177H72ZM232 179V178H231ZM2 180V179H1ZM3 180H5V179H3ZM7 180V179H6ZM5 180V181H6ZM16 180V179H15ZM20 180V179H19ZM58 180V179H57ZM75 180V179H74ZM9 181V180H8ZM18 181V180H17ZM35 181H37V179H35ZM46 181V180H45ZM114 181V180H113ZM232 181V180H231ZM10 182V181H9ZM60 182H62V180L60 181ZM64 182V184H66V185H68V187H69V184L71 183V178H70V175L66 178V180H64L63 181ZM112 182V181H111ZM166 182H167V180L165 181V184H166ZM234 182H235V180H234ZM5 183V182H4ZM8 183V182H7ZM39 183V182H38ZM58 183V182H57ZM6 184V183H5ZM4 184V186H6ZM36 184V183H35ZM35 184H32L33 186L35 185ZM46 184H48V183H46ZM50 184V183H49ZM60 184V183H59ZM232 184V183H231ZM2 185H3V183H2ZM37 185V184H36ZM51 185V184H50ZM55 185V184H54ZM233 185V184H232ZM19 186V185H18ZM18 186H14L15 187V189L16 188H18ZM63 186V185H62ZM82 186V185H81ZM100 186V185H99ZM109 186H111V184L109 185ZM3 187V186H2ZM20 187V186H19ZM23 187V186H22ZM28 187V186H27ZM30 187H32V186H30ZM45 187V186H44ZM7 189L8 188H10L9 186L8 187H6ZM33 188V187H32ZM35 188V187H34ZM33 188V189H34ZM47 188V187H46ZM49 188H50V186H49ZM59 188V187H58ZM64 188V187H63ZM72 187H70V189H71ZM82 188V187H81ZM98 188V187H97ZM96 188V189H97ZM100 188H102V187H100ZM68 189L69 188H67V189H63V190H61V192L62 193H65V191H67V193H68ZM77 189V188H76ZM104 189V188H103ZM228 189V188H227ZM233 189H234V187H233ZM19 190V189H18ZM39 190V189H38ZM50 190V189H49ZM59 190H60V188H59ZM94 190V189H93ZM232 189H229V191H230V193H231V195H230V193L229 194H227V195H229V197L230 196H232V191H231ZM42 191V190H41ZM46 191H47V189H46ZM45 191V192H46ZM51 191V190H50ZM80 191V190H79ZM81 191H83L82 189H81ZM100 191H101V189H100ZM103 191V190H102ZM139 191V190H138ZM137 191V192H138ZM228 191V192H229ZM16 192V191H15ZM25 192V191H24ZM32 192V191H31ZM37 192V191H36ZM57 192V191H56ZM60 192V191H59ZM235 192H237V190L235 191ZM14 193V192H13ZM34 193H35V191H34ZM50 193H52V192H50ZM54 193V192H53ZM61 193V194H62ZM107 193V192H106ZM115 193V192H114ZM225 193V192H224ZM11 194H12V192H11ZM17 194V193H16ZM73 194V193H72ZM75 194V193H74ZM79 194V193H78ZM82 194H84V191H83V193ZM112 194V193H111ZM139 194V193H138ZM202 194V193H201ZM233 194H234V192H233ZM1 195V194H0ZM5 195V194H4ZM9 195V194H8ZM13 195V194H12ZM12 195H11V198H12ZM28 195V194H27ZM36 195H38V194H36ZM47 195V194H46ZM59 195V194H58ZM64 195V194H63ZM66 195V194H65ZM80 195V194H79ZM78 195V198L79 197H81V196H79ZM105 195H107V194H105ZM110 195V194H109ZM20 196V195H19ZM44 196V195H43ZM42 196V197H43ZM53 196H56V195H53ZM71 196V195H70ZM235 196V195H234ZM10 197V196H9ZM8 197V198H9ZM42 197H40V200H41V198ZM45 197V196H44ZM50 197V196H49ZM65 197V196H64ZM72 197H73V195H72ZM74 197H75V195H74ZM88 197V196H87ZM86 197V198H87ZM113 197V196H112ZM117 197V196H116ZM237 197V196H236ZM7 198V197H6ZM26 198V197H25ZM38 199H39V197H37ZM111 198V197H110ZM32 199V198H31ZM34 199H36L35 197H34ZM34 199H33V201H34ZM68 199V198H67ZM69 199H71V198H69ZM92 199V198H91ZM201 199H205L204 197L203 198H201ZM234 199V198H233ZM238 199V198H237ZM4 200V199H3ZM2 200V201H3ZM7 200V199H6ZM5 200V201H6ZM9 200V199H8ZM11 200V199H10ZM25 200V199H24ZM37 200V199H36ZM43 200V199H42ZM45 200V199H44ZM94 200V199H93ZM111 200V199H110ZM228 200V202L230 203V201L232 200V198L231 199H227ZM227 200H226V203H228L227 202ZM230 200V201H229ZM240 200V199H239ZM4 201V203L5 204H7L6 202ZM23 201V200H22ZM63 201V200H62ZM61 201V202H62ZM70 201V200H69ZM18 202V201H17ZM31 202V201H30ZM41 202V201H40ZM71 202V201H70ZM72 202H74L73 200H72ZM201 202H202V200H201ZM24 203V202H23ZM35 203V202H34ZM55 203V202H54ZM126 203V202H125ZM129 203V202H128ZM225 203V204H226ZM3 204V203H2ZM13 204V203H12ZM30 204H32V203H30ZM75 204L77 205V203H74V206H75ZM201 204V203H200ZM9 205V204H8ZM8 205H7V207H8ZM11 205V204H10ZM52 205V204H51ZM54 205V204H53ZM63 205V204H62ZM67 205V204H66ZM124 205H126V204H124ZM123 205V206H124ZM128 205V204H127ZM227 205V204H226ZM230 205V204H229ZM5 206V205H4ZM23 206V205H22ZM25 206H29V204L28 205H26L25 204ZM31 206V205H30ZM36 206H37V204H36ZM57 206V205H56ZM64 206V205H63ZM35 207V206H34ZM39 207V206H38ZM38 207H36V208H38ZM48 206H46V208H47ZM52 207V206H51ZM54 207H55V205H54ZM66 207V206H65ZM64 207V208H65ZM128 207V206H127ZM17 208H18V206H17ZM45 208V207H44ZM63 208V209H64ZM78 208V207H77ZM85 208V207H84ZM8 209H10L9 207H8ZM21 210H22V208H20ZM26 209V208H25ZM29 209V208H28ZM34 209V208H33ZM33 209H31V210H33ZM56 209V208H55ZM127 209V208H126ZM125 209V210H126ZM4 210V209H3ZM37 210V209H36ZM35 210V211H36ZM41 210V209H40ZM49 210H50V208H49ZM48 210V211H49ZM57 210V209H56ZM67 209L65 208L64 209V211H66ZM78 210V209H77ZM76 210V211H77ZM80 210V209H79ZM17 211V210H16ZM47 211V210H46ZM75 211V210H74ZM73 211V212H74ZM173 211L175 212L176 211V208L175 209H173ZM2 212V211H1ZM23 212V211H22ZM39 212V211H38ZM52 212V211H51ZM58 212H60L59 210H58ZM57 212V213H58ZM191 212V211H190ZM7 213V212H6ZM13 214L15 213V212H12ZM18 213V212H17ZM16 213V214H17ZM24 213H25V211H24ZM33 214H34V211L32 212ZM56 213V214H57ZM68 213V212H67ZM12 214V215H13ZM16 214H15V216H16ZM22 214V213H21ZM45 214V213H44ZM69 214V213H68ZM186 214V213H185ZM2 215H4V214H2ZM8 215V214H7ZM24 215V214H23ZM26 215V214H25ZM60 214H58V216L56 215V217L58 218V217H60L59 216ZM226 215V214H225ZM9 216V215H8ZM11 216V215H10ZM9 216V217H10ZM18 216V215H17ZM27 216V215H26ZM38 216V215H37ZM51 216V215H50ZM49 216V217H50ZM62 216V215H61ZM3 217V216H2ZM29 217V216H28ZM28 217H27V220H28ZM44 217H46V216H44ZM55 217V216H54ZM55 217V218H56ZM56 218V219H57ZM233 218V217H232ZM15 219H16V217H15ZM21 219V218H20ZM25 219V218H24ZM23 219V220H24ZM32 219H34V218H32ZM50 219H52V218H50ZM59 219V218H58ZM4 221L6 220V219H3ZM2 220V221H3ZM10 219L8 218V221H9ZM27 220H26V222H27ZM53 220V219H52ZM39 221V220H38ZM44 219H43V223H44ZM233 221V220H232ZM25 222V221H24ZM42 222V221H41ZM41 222L40 223H38V224H41ZM123 222V221H122ZM182 222V221H181ZM2 223V222H1ZM21 223H23L22 221H21ZM34 223V222H33ZM53 223V222H52ZM52 223H50V225L52 224ZM55 223H56V220H55ZM180 223V222H179ZM6 224V223H5ZM14 224H15V221H14ZM26 224V223H25ZM35 224H36V222H35ZM121 224V223H120ZM21 225H23V224H21ZM45 224H43V226H44ZM53 225L55 226V228H56V225H57V223L56 224H54L53 223ZM180 225V224H179ZM5 226V225H4ZM7 226V225H6ZM5 226V227H6ZM9 226V225H8ZM52 226V225H51ZM183 226H185V224L183 225ZM182 226V227H183ZM13 227V226H12ZM15 227V226H14ZM17 227H18V225H17ZM20 227V226H19ZM18 227V228H19ZM25 227V226H24ZM31 227V226H30ZM49 227V226H48ZM17 228V229H18ZM32 228V227H31ZM47 228V227H46ZM185 228V227H184ZM183 228V229H184ZM7 229V228H6ZM9 229V228H8ZM14 229V228H13ZM12 229V230H13ZM25 229V228H24ZM23 229V230H24ZM49 229V228H48ZM182 229V228H181ZM27 230V229H26ZM33 230H34V227H33ZM45 231H46V229H44ZM119 230V229H118ZM14 231V230H13ZM29 231V230H28ZM49 231V230H48ZM47 231V232H48ZM53 231V230H52ZM56 231V230H55ZM55 231H54V233H55ZM84 231V230H83ZM0 232H2V231H0ZM5 232V231H4ZM3 232V233H4ZM20 232V231H19ZM27 232V231H26ZM25 232V233H26ZM6 233V232H5ZM29 233V232H28ZM31 233H33V232H31ZM36 233V232H35ZM38 233V232H37ZM42 233V232H41ZM45 233V232H44ZM53 233V234H54ZM67 233V232H66ZM71 233V232H70ZM181 233V232H180ZM2 234V233H1ZM12 234V233H11ZM17 234H18V232H17ZM52 234V235H53ZM60 234V233H59ZM58 234V235H59ZM62 234V233H61ZM60 234V235H61ZM84 234H86V233H84ZM3 235V234H2ZM32 235V234H31ZM30 235V236H31ZM36 235V234H35ZM39 235V234H38ZM37 235V236H38ZM44 235V234H43ZM56 235V234H55ZM64 235V234H63ZM76 235V234H75ZM112 235V234H111ZM178 235V234H177ZM15 236H17V235H15ZM15 236H14V238H15ZM26 236V235H25ZM24 236V234H21V237H25ZM29 236V237H30ZM47 236H49L48 234L46 235V237ZM65 236V235H64ZM72 236V235H71ZM86 235H84V237H85ZM110 236V235H109ZM179 236V235H178ZM1 237V236H0ZM39 237V236H38ZM41 237H43L42 235H41ZM45 237V238H46ZM59 237V236H58ZM69 237V236H68ZM111 237V236H110ZM117 237V236H116ZM115 237V238H116ZM56 239H57V237H55ZM73 238V237H72ZM82 238H83V236H82ZM6 239V238H5ZM8 239H9V237H8ZM31 239V238H30ZM54 239V238H53ZM102 239V238H101ZM138 239V238H137ZM18 240V239H17ZM16 240V238L14 239V241H17ZM28 240V239H27ZM42 240V239H41ZM45 240V239H44ZM47 240V242H48V240H49V238H47L46 239ZM52 240V239H51ZM60 240V239H59ZM62 240V239H61ZM112 240V239H111ZM7 241V240H6ZM5 241V242H6ZM11 241H12V239H11ZM23 241V240H22ZM21 241V242H22ZM29 241V240H28ZM28 241L26 242V243H28ZM53 241V240H52ZM51 241V242H52ZM58 241V240H57ZM80 241V240H79ZM84 241H86L85 239H84ZM2 242V241H1ZM62 242H64V241H62ZM70 242V241H69ZM69 242H67V244L69 243ZM73 242V241H72ZM168 242V241H167ZM3 243V242H2ZM24 243V242H23ZM74 243H76V242H74ZM84 243V242H83ZM123 243V242H122ZM8 244V243H7ZM7 244H5V245H7ZM12 244H14V242L12 243ZM20 244V243H19ZM38 244V243H37ZM36 244V245H37ZM46 244V243H45ZM44 244V245H45ZM48 244V243H47ZM46 244V245H47ZM54 244V243H53ZM57 245H58V243H56ZM66 244V245H67ZM103 244V243H102ZM50 245H51V247H52V244L50 243ZM62 245H64V244H62ZM61 245V246H62ZM70 245V244H69ZM108 245V244H107ZM167 245V244H166ZM2 246V245H1ZM10 246V245H9ZM12 246V245H11ZM16 246V245H15ZM20 246H23V245H20ZM27 246H28V244H27ZM75 246V245H74ZM13 247H14V245H13ZM24 247V246H23ZM47 247H48V245H47ZM50 247V248H51ZM54 247H55V245H54ZM57 247V246H56ZM55 247V248H56ZM107 247V246H106ZM2 248V247H1ZM0 248V249H1ZM6 248V247H5ZM4 247H3V249H5ZM8 248V247H7ZM12 248V247H11ZM34 247H32V249H33ZM44 248H46V246H44ZM53 248V247H52ZM14 249V248H13ZM19 249V248H18ZM24 249V248H23ZM38 249H39V247H38ZM66 249V248H65ZM100 249V248H99ZM153 249H156V247H154ZM2 250V249H1ZM15 250V249H14ZM20 250H22V248L21 249H19V251ZM36 249H34L33 251H34V253L36 252L35 251ZM39 250H41V249H39ZM48 250V249H47ZM64 250V249H63ZM102 250V249H101ZM6 251H9V249H7ZM22 251H24V250H22ZM42 251V250H41ZM44 251V250H43ZM46 251V250H45ZM65 251V250H64ZM161 251V250H160ZM228 251V250H227ZM11 252V251H10ZM25 252V251H24ZM50 252V251H49ZM53 252V251H52ZM107 252H109V251H107ZM4 253V252H3ZM9 253V252H8ZM12 253V252H11ZM29 252H26V255L28 254ZM32 254H33V252H31ZM37 253V252H36ZM39 254H40V252H38ZM53 253H55V252H53ZM53 253H51V254H53ZM122 253V252H121ZM120 253V254H121ZM1 254V253H0ZM6 254V253H5ZM22 253H20L19 252V255H21ZM44 254V253H43ZM57 254V253H56ZM58 254H60V252H58ZM57 254V255H58ZM164 254V253H163ZM1 255H3V254H1ZM7 255V254H6ZM5 255V256H6ZM10 255V254H9ZM9 255H8V257H9ZM46 255V254H45ZM109 255V254H108ZM216 255V254H215ZM33 256H35L36 257V254L35 255H33ZM41 256V255H40ZM52 256V255H51ZM55 256V255H54ZM59 256H61V255H59ZM68 256H69V254H68ZM114 256V255H113ZM7 257V256H6ZM20 257V256H19ZM19 257L17 258V259H19ZM26 257V256H25ZM53 257V256H52ZM62 257V256H61ZM2 258V257H1ZM13 258V257H12ZM23 258H24V255H23ZM28 258H32V257H28ZM50 257H48V259H49ZM16 259V260H17ZM22 259V258H21ZM26 259V258H25ZM24 259V260H25ZM34 259V258H33ZM33 259L32 260H30V261H33ZM38 259V256H37V258H36V260ZM41 259H42V257H41ZM57 259V258H56ZM62 259V258H61ZM60 259V260H61ZM2 261H3V259H1ZM8 260V259H7ZM13 260V259H12ZM20 260V259H19ZM54 261H55V259H53ZM53 260H51L50 259V261H52V262H54ZM9 262L11 261L10 259L8 260ZM29 261V262H30ZM35 261V260H34ZM43 261V260H42ZM41 261V262H42ZM57 261V263H58V261L59 260H56ZM56 261H55V263H56ZM62 261L64 262V260L62 259ZM16 262V261H15ZM38 262V261H37ZM36 262V263H37ZM39 262H40V260H39ZM52 262H50L51 264H52ZM4 263V262H3ZM56 263V264H57ZM1 264H2V262H1ZM5 264V263H4ZM19 264V263H18ZM34 264V263H33ZM54 264V263H53ZM64 264V263H63Z\"/></svg>", "mask_w": 264, "mask_h": 264}]
</instances>
